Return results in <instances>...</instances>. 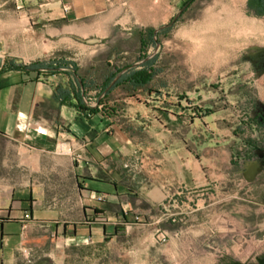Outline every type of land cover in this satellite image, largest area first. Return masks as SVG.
<instances>
[{
	"label": "crops",
	"instance_id": "obj_1",
	"mask_svg": "<svg viewBox=\"0 0 264 264\" xmlns=\"http://www.w3.org/2000/svg\"><path fill=\"white\" fill-rule=\"evenodd\" d=\"M8 2L16 31L0 47V264H62L71 247L108 242L167 193L179 162L169 138L183 109L160 94L143 103L136 91L145 86L104 90L109 58L96 82L94 60L81 71L63 53L69 40L97 43L129 28L131 0ZM137 33L140 47L146 29ZM91 87L96 102L87 103Z\"/></svg>",
	"mask_w": 264,
	"mask_h": 264
},
{
	"label": "rangeland",
	"instance_id": "obj_2",
	"mask_svg": "<svg viewBox=\"0 0 264 264\" xmlns=\"http://www.w3.org/2000/svg\"><path fill=\"white\" fill-rule=\"evenodd\" d=\"M182 1L131 0L129 28L65 44L81 71L94 60L96 82L105 58L112 72L154 49L156 72L138 98L153 104L160 94L183 110L169 138L179 162L167 193L108 242L71 247L62 264H264V14L254 0H192L140 48L137 31L168 22ZM14 10L0 2L2 48Z\"/></svg>",
	"mask_w": 264,
	"mask_h": 264
},
{
	"label": "trees",
	"instance_id": "obj_3",
	"mask_svg": "<svg viewBox=\"0 0 264 264\" xmlns=\"http://www.w3.org/2000/svg\"><path fill=\"white\" fill-rule=\"evenodd\" d=\"M191 0H185L183 2V4L187 5V3H189ZM255 2H257L260 7L262 8L261 11L264 13V0H254ZM171 25L168 24L166 25V28H169ZM152 27L151 28H146V33L147 34H151L152 35ZM146 36H139V42H140V48L141 47H145L147 42L145 40ZM146 54H143L141 56L144 57ZM155 58L149 57L146 60L142 61L138 67L135 66H129L128 69H126L125 71L121 72L120 75L117 77V79L107 88V91H109L115 84L119 83L122 85L127 84L128 88L130 89H135L137 87H144L146 86L152 76L154 75V73L156 72V68L153 67V63H154ZM129 64H123L120 65L118 67H114L113 71L107 76V78H105L103 80V86L102 88H104L106 86V84L109 82V80L112 78V76L122 67L124 66H128ZM251 142V141H249ZM252 145V144H250Z\"/></svg>",
	"mask_w": 264,
	"mask_h": 264
},
{
	"label": "water",
	"instance_id": "obj_4",
	"mask_svg": "<svg viewBox=\"0 0 264 264\" xmlns=\"http://www.w3.org/2000/svg\"><path fill=\"white\" fill-rule=\"evenodd\" d=\"M179 11H180V10H178V11L173 15L172 19H171L169 22L162 23V24H159V25L155 26V27L153 28V33H154L156 30L160 29L161 27H164V26H166L167 24H170V23L172 22V20H174V19L176 18V16L178 15ZM152 36H153V38L155 39V35L153 34ZM89 41H90V42H94V41H97V39H95V38H91ZM155 44H157V42H155ZM151 54H152V52L146 54L144 57H142V58L139 59L138 61L132 62V63L129 64L128 66H134V65L139 64L140 62H142V61L146 60L148 57H150ZM128 66H124V67H122L121 69H119V70H118V71L112 76V78L109 80V82L106 84V86L104 87V90H106V89H107V88H108V87H109V86H110V85H111V84L117 79V77L120 75V73L123 72ZM37 263H38V262H35L34 264H37Z\"/></svg>",
	"mask_w": 264,
	"mask_h": 264
},
{
	"label": "built area",
	"instance_id": "obj_5",
	"mask_svg": "<svg viewBox=\"0 0 264 264\" xmlns=\"http://www.w3.org/2000/svg\"><path fill=\"white\" fill-rule=\"evenodd\" d=\"M3 52V50H1V48H0V53H2ZM93 96L90 94V92L88 91L87 92V94H86V96H85V101L87 102V103H94L93 102ZM76 157L77 158H81V155L79 154V153H76ZM141 167V159L139 158L138 159V162H137V164L135 163V164H132V168L133 169H138V168H140ZM94 198L96 199V200H101L102 198H103V196H102V194H96L95 196H94Z\"/></svg>",
	"mask_w": 264,
	"mask_h": 264
},
{
	"label": "flooded vegetation",
	"instance_id": "obj_6",
	"mask_svg": "<svg viewBox=\"0 0 264 264\" xmlns=\"http://www.w3.org/2000/svg\"><path fill=\"white\" fill-rule=\"evenodd\" d=\"M255 3H257V2H255ZM256 6H259V4L257 3ZM253 10H254V9H253ZM252 12H254L255 14H257V13L255 12V10L252 11ZM260 14H264V13H260Z\"/></svg>",
	"mask_w": 264,
	"mask_h": 264
}]
</instances>
